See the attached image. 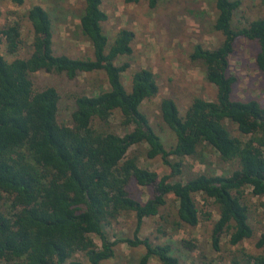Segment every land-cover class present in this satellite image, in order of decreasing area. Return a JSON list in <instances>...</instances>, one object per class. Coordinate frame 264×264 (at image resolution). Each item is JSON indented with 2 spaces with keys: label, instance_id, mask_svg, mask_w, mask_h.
I'll return each instance as SVG.
<instances>
[{
  "label": "trees",
  "instance_id": "obj_1",
  "mask_svg": "<svg viewBox=\"0 0 264 264\" xmlns=\"http://www.w3.org/2000/svg\"><path fill=\"white\" fill-rule=\"evenodd\" d=\"M24 1L9 0L18 7ZM161 1L124 0L133 5L146 2L150 9ZM210 1L216 10L213 29L223 40L214 49L195 45L188 58L203 67L216 95L214 100L194 98L183 116L173 99L160 101L161 119L176 139L169 149L141 110L159 93L156 77L151 70L140 69L131 76L130 91L126 89L123 74L130 64L118 61L132 54L134 33L121 29L107 46L109 37L102 25L108 17L102 0H82L79 16L78 30L90 44L92 57L56 55L53 21L40 5L31 6L25 15L32 32L26 58L18 57L23 44L20 23L0 29L1 261L102 264L115 256L117 245L125 244L145 249L137 264H149L151 259L181 264L170 243L154 244L138 236L144 219L159 216L170 195L176 202V229L209 221L211 213L203 208L210 203L217 208L210 237L215 252L221 250L224 236L231 247L253 237L242 198L249 188L253 196L264 199V107L255 100L232 98L237 79L228 70L235 42L242 38L257 44L255 63L264 77V18L235 29L232 22L240 2ZM262 5L264 9V0ZM3 46L12 60H6ZM38 72L64 74L71 81L80 75L102 74L104 82L95 85L91 94L76 95L70 122L59 124L60 96L54 87L34 88L30 75ZM115 115L118 124L112 128ZM206 149L237 169L230 175L199 173L177 180L184 176V160L199 157L204 163ZM141 156L160 158L170 173L160 177L142 167ZM131 182L150 188L151 197L144 203L134 199L128 189ZM196 196L203 200L202 209ZM261 207L264 213V201ZM127 214L135 217L133 238L112 240L107 228ZM180 244L188 251L195 249L188 241ZM255 246L264 248V231ZM230 264H264V251L251 255L240 247Z\"/></svg>",
  "mask_w": 264,
  "mask_h": 264
},
{
  "label": "rangeland",
  "instance_id": "obj_2",
  "mask_svg": "<svg viewBox=\"0 0 264 264\" xmlns=\"http://www.w3.org/2000/svg\"><path fill=\"white\" fill-rule=\"evenodd\" d=\"M240 7L233 18V28H243L251 21L264 18L262 0H238ZM33 5H40L50 13L53 21V50L56 55H67L72 58L92 57V49L79 33V16L83 5L82 0H25L20 7L9 0H0V29L9 23L19 22L22 32V48L19 58H26L30 53L32 40L31 26L25 15ZM102 10L108 19L103 23V31L109 37L107 46L121 29H128L134 33L131 44L132 54L122 57L118 64L128 62L130 68L123 74V82L128 91L131 88V76L140 69L151 70L159 86V93L141 107L152 128L160 137L165 148L169 149L175 143L173 131L164 124L160 116L159 103L164 98L174 100L183 116L186 108L194 98L214 100V87L205 79L201 65L189 61V54L197 44L206 49H214L223 40L222 35L213 29L216 10L210 0H162L156 9H150L146 2L126 4L124 0H102ZM6 60H12L4 52ZM258 47L255 42L238 39L235 51L229 58L230 75H234L237 82L233 86L234 100H255L264 107V77L259 72L255 57ZM104 76L80 75L76 80H69L64 74H48L38 72L30 75L36 90L54 87L59 96V110L57 120L59 124H68L74 108V97L79 94H91L95 85L104 82ZM103 84V83H102ZM100 85V84H98ZM119 116L111 120V127L118 124ZM118 129V128H117ZM232 135L237 132L234 127ZM122 133V130H120ZM142 150V149H141ZM204 152V163L197 158L184 160V176L177 180H184L199 173L230 175L237 169L235 164L222 162L218 155L210 149ZM141 166L156 172L160 177L170 173L160 158L152 160L140 157ZM132 197L142 203L152 194L150 188L141 187L131 182L128 187ZM199 209L204 207L201 197L195 198ZM263 198L255 197L249 188L245 189L242 203L248 209L249 224L253 230V237L242 243L240 247L251 255H258L264 248L257 249L255 244L264 231V213L261 203ZM211 213L209 221H201L195 227L176 229V202L173 196H168L166 204L160 209L159 216L144 219L139 232V238H148L152 243H170L173 253L180 259L181 264H230L234 252L240 247H231L228 237L224 236L221 250L215 252L211 246V231L213 222L217 220V208L210 203L206 210ZM134 214L123 215L107 228V235L117 238H133L135 229ZM165 231L166 236H162ZM100 245L99 238L93 236ZM188 241L195 246L188 251L180 244ZM115 256L102 264H137L139 257L145 252L142 246L130 248L119 244L115 248ZM80 257V255H78ZM0 264H8L0 260ZM149 264H159L151 259Z\"/></svg>",
  "mask_w": 264,
  "mask_h": 264
}]
</instances>
